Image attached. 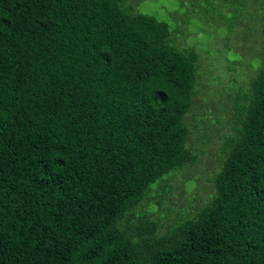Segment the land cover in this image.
<instances>
[{
    "label": "trees",
    "instance_id": "obj_1",
    "mask_svg": "<svg viewBox=\"0 0 264 264\" xmlns=\"http://www.w3.org/2000/svg\"><path fill=\"white\" fill-rule=\"evenodd\" d=\"M145 1L0 0V264H264V0ZM209 18L257 43L226 74L180 45ZM211 148L207 197L165 204Z\"/></svg>",
    "mask_w": 264,
    "mask_h": 264
},
{
    "label": "rangeland",
    "instance_id": "obj_2",
    "mask_svg": "<svg viewBox=\"0 0 264 264\" xmlns=\"http://www.w3.org/2000/svg\"><path fill=\"white\" fill-rule=\"evenodd\" d=\"M139 4L134 6L135 10L154 14L167 20L174 26L176 25L177 19L179 21H182L183 18L185 19L184 10L174 0H151ZM133 5H135L134 1ZM190 15L195 17L201 16L196 13H190ZM199 21L200 28L196 27V23H191L189 26L187 24L188 30L185 31L186 34L180 37V45L186 46L190 43L194 44L199 53V63H201L204 69H213L214 74H216V71L226 74L223 70V67L227 63L226 57L232 56L237 51L239 53L237 55L241 56L243 61H246L248 58L247 54L257 46L254 39L252 40V36L243 31L241 24L235 27L234 32L224 34L218 21L211 18L206 21ZM207 25L210 27H207ZM248 46L250 47L247 48ZM235 68L236 70L229 71L227 76L237 73L238 78H243L246 72L244 66L242 64H236ZM212 78V76L207 77L206 82H213ZM198 104L199 101L195 99L193 108H196ZM215 111V107L210 106L206 112L211 114ZM217 164L214 148H211L206 154H201L197 163L190 168L186 176L184 175V171H181L171 181L172 185L179 182L182 184V187H173L172 191L168 193V199L164 200L165 204L176 209L178 206L181 208L184 207L188 202H191L193 205L199 199H203L204 196L207 197L209 187L212 186L209 176L217 168Z\"/></svg>",
    "mask_w": 264,
    "mask_h": 264
}]
</instances>
